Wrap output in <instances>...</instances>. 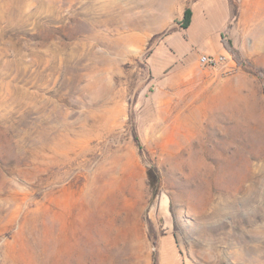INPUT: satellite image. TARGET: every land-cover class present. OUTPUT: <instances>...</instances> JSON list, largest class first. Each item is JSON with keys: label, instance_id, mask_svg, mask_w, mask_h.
<instances>
[{"label": "rangeland", "instance_id": "374dc122", "mask_svg": "<svg viewBox=\"0 0 264 264\" xmlns=\"http://www.w3.org/2000/svg\"><path fill=\"white\" fill-rule=\"evenodd\" d=\"M189 1L0 0V264H264V0Z\"/></svg>", "mask_w": 264, "mask_h": 264}, {"label": "trees", "instance_id": "16d2710c", "mask_svg": "<svg viewBox=\"0 0 264 264\" xmlns=\"http://www.w3.org/2000/svg\"><path fill=\"white\" fill-rule=\"evenodd\" d=\"M195 0H190L188 6H186L185 11H184V15H183V20L181 23V27L184 30H187L190 26V24H192L193 21V11L191 9V2H193ZM233 4L235 5V3L233 2ZM237 5H235L234 8V14L235 16L238 14V10H237ZM222 46L223 48L232 56L233 60L236 63V66L241 67L243 65H245V59L242 57L241 53L239 50H237V48L235 46H233V43L231 41H227L225 40V38H222ZM135 141L137 142L138 146H139V151L142 153L144 150V146L141 143L139 137L137 135H134ZM147 176H148V180H149V186L154 190L155 193L158 192V188L160 186V176L157 170V167L152 166L149 167L147 170Z\"/></svg>", "mask_w": 264, "mask_h": 264}, {"label": "built area", "instance_id": "2783aa9c", "mask_svg": "<svg viewBox=\"0 0 264 264\" xmlns=\"http://www.w3.org/2000/svg\"><path fill=\"white\" fill-rule=\"evenodd\" d=\"M227 59L228 56H224V55H221L219 57L215 55H205L201 58L200 63L205 67L214 68L216 66L223 64L225 61H227ZM228 70L232 71V69H228Z\"/></svg>", "mask_w": 264, "mask_h": 264}, {"label": "crops", "instance_id": "0c3cea01", "mask_svg": "<svg viewBox=\"0 0 264 264\" xmlns=\"http://www.w3.org/2000/svg\"><path fill=\"white\" fill-rule=\"evenodd\" d=\"M212 2H215V0H211ZM193 11V10H192ZM194 12V11H193ZM193 16H194V13H193ZM224 51H226V50H224Z\"/></svg>", "mask_w": 264, "mask_h": 264}]
</instances>
